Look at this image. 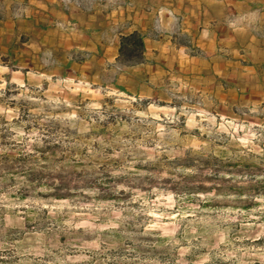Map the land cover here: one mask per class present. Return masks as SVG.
<instances>
[{
    "label": "clouds",
    "instance_id": "1",
    "mask_svg": "<svg viewBox=\"0 0 264 264\" xmlns=\"http://www.w3.org/2000/svg\"><path fill=\"white\" fill-rule=\"evenodd\" d=\"M160 11L163 13L165 9ZM249 15L257 14L244 13L230 20L228 26L243 31L258 23V19L249 21ZM174 20L172 17L169 23ZM9 71L8 67L0 66V98L5 96L9 83L3 74ZM17 77L15 74L12 82L20 85V94L11 99L27 101L29 111L25 120L19 107L8 108L7 102L0 105V118L7 120V123L0 122V259L13 260L14 264H108L114 259L127 260V257L108 255L115 249L137 251L124 241L141 245L142 237L163 236L167 238L166 245L155 247L170 246L178 251L181 259L176 264H187L183 257L197 246L209 249L200 264L212 259L213 254L234 264H257V261L264 264V248L237 247L234 243V239L257 240L264 236L261 216H254L258 223H250L248 217L253 213L233 208L218 210L213 216V210L201 208V202L210 199L236 202L237 198L215 192L189 195L185 190L198 182L189 180L190 177L226 173H217L214 167L204 168L199 159L194 167L176 163L189 157L210 160L219 155L222 150L216 146V140L224 138V134L230 137L228 147L237 151L224 149L227 155L223 159L247 158L260 163L264 159L261 146L264 145V123L227 119L217 123L209 112L187 103L179 114L175 109H158L154 105L138 110L132 106V97L120 99L121 94L110 88L92 92V85L86 80L77 83L57 78L53 82L51 76L29 72V85L25 86ZM44 80L49 82L47 91H42ZM67 93L72 95L67 97ZM81 93L83 100L88 101L83 107H80L83 101L75 99ZM104 97L116 98L115 106L109 108L102 103ZM250 111L260 114L264 109L252 106ZM113 116L117 117L116 122L108 125L107 134L100 135V129ZM181 116L187 118L185 128L179 127ZM196 116L201 119L197 120ZM195 129L199 130V137L193 135ZM5 133L7 143L3 139ZM49 147L57 150L55 154L44 152L47 158L43 159L41 150ZM18 157H24L26 162L18 164ZM9 167L13 170L9 171ZM30 173H45L48 178L32 182L28 179ZM106 177L112 183H107ZM235 179L241 184L248 183L247 177ZM60 185H63L62 192L71 194L70 198L44 200L40 197L39 193L53 192ZM22 193L27 198L21 199ZM107 196L117 199H105ZM190 199L195 202H189ZM253 199L260 202L254 212L264 215V196ZM44 209H48V218L56 222L54 226L28 230L26 218L35 220ZM78 218L81 222H77ZM237 219L242 227L240 234L232 239L229 238L231 224ZM129 228L135 230L129 231ZM141 228L146 230L140 231ZM10 230L22 233V238L11 240ZM115 233H120L121 239L117 240ZM178 233L181 234L178 236ZM62 234L68 236L65 244L60 243ZM213 240L214 243H209ZM193 241L200 244L195 245ZM221 245L225 247L221 249Z\"/></svg>",
    "mask_w": 264,
    "mask_h": 264
},
{
    "label": "rangeland",
    "instance_id": "2",
    "mask_svg": "<svg viewBox=\"0 0 264 264\" xmlns=\"http://www.w3.org/2000/svg\"><path fill=\"white\" fill-rule=\"evenodd\" d=\"M63 3L74 4L85 11H91L94 6L110 10L112 6L123 5V2L119 0H63ZM25 9H27L25 6L19 4L11 7L16 19L28 18L26 15L29 13H25ZM4 14H7V10L0 5V17ZM160 23L161 20L158 19L155 24L153 34L156 36L163 33ZM41 24L48 26L49 23L45 21ZM44 28L35 23L23 21L15 24H0V66L8 67L10 70L3 74L4 79L9 83L5 90V96L0 98V105L7 102L8 108L19 107L25 120L28 118L29 105L27 101L17 102L11 99V97L20 94V85L12 81L14 75L18 74L17 78L22 80L25 86H28V73L31 72L35 75L51 76L53 82L57 78L72 79L77 83L86 80L88 84L92 85V92L97 91L98 88H110L114 93L121 94L120 99L132 97V106L138 110H147L154 105L158 109H175L179 114L180 109L187 103L189 106H199L209 112L216 118L217 123H222L225 119L229 121L247 120L251 124L264 123V112L252 114L250 111L252 106L264 109V50H147L145 63L125 66L119 63V50H91L92 43H96L97 40L83 35L81 29L74 23L55 22V31H48L47 28ZM104 41L109 47H113L114 42L111 38L104 39ZM179 41L187 42L182 36ZM47 52H51V57L45 55ZM45 61L48 63L45 64ZM42 84V91H47L49 82L44 80ZM32 90L35 89H30V91ZM65 95L70 97L72 94ZM40 98L46 99L44 96ZM75 99L78 102L83 101L80 103V107L88 103L83 100V93L76 95ZM102 103L113 108L116 98L104 97ZM160 115L164 119L163 112ZM122 118L127 119V117ZM116 119L115 116L110 117L109 121L100 129L99 134H107L108 125L116 122ZM186 119L181 116L180 128L186 127ZM196 119L200 120L201 117L196 116ZM0 122L7 123V120L0 118ZM181 134L185 135L183 132ZM193 135L199 137V130H193ZM241 135L243 134L241 133ZM3 139L7 143V133ZM204 139L206 140L207 137ZM229 141L230 137L227 134H224V138L216 140V146L222 151L219 155L211 157L210 160H205L202 157H189L176 162L184 167H194L196 159H199L204 168L214 167L217 173H226L224 176L190 177L189 180L198 182L195 187H186L185 190L189 195L193 192H199L202 195L215 192L219 196H234L237 198L236 202L210 199L201 202L200 206L205 210H213L211 212L213 216L216 211L227 208L253 213V216L248 217V221L258 223L259 221H256L254 216H261V219L264 220V215L254 212V209L260 207V202L253 197L264 196V179L259 178L264 177V159L260 163L247 158L223 159L222 157L227 155V152L223 151L224 149L227 148L228 152L237 151L228 147ZM261 146L264 147V145ZM56 150L52 147L41 150L42 158H47L43 155L44 152L55 154ZM7 159L9 157H5V160ZM24 162H26L24 157L17 158L18 164ZM8 170L12 171L13 169L9 167ZM237 177L241 180L247 177L248 183H238L235 179ZM47 178L45 173L28 174V179L32 182H42ZM105 179L107 183H112L110 178L106 177ZM48 186L53 187L52 184ZM55 187L56 190L53 192L39 193L40 197L44 200L70 198V193L61 191L63 185ZM20 198H27V194H20ZM105 199L117 198L107 196ZM189 202L195 201L190 199ZM172 211L175 215V210ZM148 219L153 220L154 218L148 217ZM189 219L192 218L189 217ZM77 222H81L79 218ZM55 223L48 218V209H44L43 213L35 220L30 217L25 220L26 227L30 231L51 228ZM231 227L232 232L229 233V238L234 239L240 234L242 227L239 219L232 222ZM134 230V228H129V231ZM144 230L146 229H140V231ZM79 231L82 233L84 229L81 228ZM182 231L183 228H181V233ZM181 233H178V236ZM114 236L117 240L121 239L120 233H115ZM9 237L11 240L20 239L22 233L10 230ZM86 239H91V237H86ZM141 239L144 241L141 245H135L130 240L124 241L128 247H136L137 251L134 253H128L123 247L109 252L110 256L127 257V260L114 259L108 264H150L156 260L160 264H176V261L181 259L179 252L171 249L170 246L155 247L156 244L166 245V237L150 236ZM67 240L68 236L62 234L60 243L65 244ZM214 242L213 240L209 243ZM193 243L199 245L200 241H193ZM234 243L237 247L264 248V236L257 240L234 239ZM185 246H187L186 242ZM224 247L221 245V249ZM208 254L207 247L197 246L186 254L183 260L187 264H200L201 259ZM0 264H14V261L0 259ZM82 264H88V262H82ZM204 264H234V262L225 261L213 254L212 259L205 261ZM257 264H259L258 261Z\"/></svg>",
    "mask_w": 264,
    "mask_h": 264
},
{
    "label": "crops",
    "instance_id": "3",
    "mask_svg": "<svg viewBox=\"0 0 264 264\" xmlns=\"http://www.w3.org/2000/svg\"><path fill=\"white\" fill-rule=\"evenodd\" d=\"M119 1L123 5L112 6L110 10L94 6L85 11L63 0H0L7 10L0 17V24L31 22L55 31V22L74 23L83 35L97 40L91 50H119L121 36L136 31L145 36L146 51L264 50V0ZM15 4L27 8L28 18L14 17L11 7ZM161 9L165 11L161 13ZM244 13H256L255 17L249 15L248 20L258 19V23L243 31L231 29L228 22ZM172 17L175 20L169 23ZM158 19L163 33L156 36L153 31ZM45 21L48 26L41 24ZM180 36L187 42H180ZM108 38L113 40V47L104 41Z\"/></svg>",
    "mask_w": 264,
    "mask_h": 264
},
{
    "label": "trees",
    "instance_id": "4",
    "mask_svg": "<svg viewBox=\"0 0 264 264\" xmlns=\"http://www.w3.org/2000/svg\"><path fill=\"white\" fill-rule=\"evenodd\" d=\"M145 36L140 32L123 35L120 38L119 63L134 66L145 63Z\"/></svg>",
    "mask_w": 264,
    "mask_h": 264
}]
</instances>
